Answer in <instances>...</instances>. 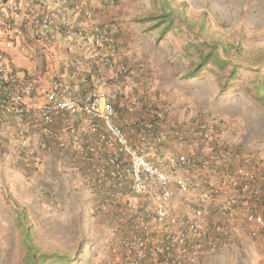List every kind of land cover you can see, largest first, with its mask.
<instances>
[{"label": "built area", "instance_id": "2783aa9c", "mask_svg": "<svg viewBox=\"0 0 264 264\" xmlns=\"http://www.w3.org/2000/svg\"><path fill=\"white\" fill-rule=\"evenodd\" d=\"M51 1L34 0L37 9L25 26L51 47L78 41L93 51L90 61H65L86 91L78 94L57 77L41 88L34 74L12 70L0 50V141L14 147L29 171L44 173L57 155L85 173L100 191L99 211L130 226L116 241L117 264H212L222 245L242 233L264 250V153L221 142L225 126L213 118L169 121V108L143 91L128 100L141 112L133 141L117 123L118 108L130 84L144 88L150 80L146 64L124 62L109 25H82L81 17L94 18L87 0H55L59 10L70 7L68 16ZM16 15L12 1L0 0L7 46L19 34ZM97 69L109 73L111 87L97 88ZM171 140L176 150L167 148ZM177 195L185 201L179 219L171 217Z\"/></svg>", "mask_w": 264, "mask_h": 264}, {"label": "rangeland", "instance_id": "374dc122", "mask_svg": "<svg viewBox=\"0 0 264 264\" xmlns=\"http://www.w3.org/2000/svg\"><path fill=\"white\" fill-rule=\"evenodd\" d=\"M171 1L196 23L193 34L176 18L172 23L170 18L140 21L161 13L154 7L124 18L123 30L113 25L115 20L104 22L114 30L127 65L142 61L150 73L145 89L129 83L133 88L118 110L117 123L136 138L134 123L141 112L128 100L143 91L155 105L169 108V121L213 118L225 126L221 142L264 153V108L256 95L264 88V0ZM202 21L205 30L197 35ZM214 43H220L221 57L240 65L239 78L229 81L232 65L225 68L215 61L190 75L209 52L206 44ZM175 145L171 140L167 148L176 150ZM18 158L12 145L0 141V264H26L23 234L29 224L42 252L69 254L75 258L70 264H117L116 241L130 226L99 211L100 191L85 173L57 155L44 173L29 172ZM184 202L177 195L171 217L181 218ZM212 264H264L263 246L244 233L235 235Z\"/></svg>", "mask_w": 264, "mask_h": 264}, {"label": "crops", "instance_id": "0c3cea01", "mask_svg": "<svg viewBox=\"0 0 264 264\" xmlns=\"http://www.w3.org/2000/svg\"><path fill=\"white\" fill-rule=\"evenodd\" d=\"M8 1H12L14 6L16 8L18 7L16 21L19 24V34L16 36L12 45L7 46L6 38L0 35V50H5L7 55H9L8 64L10 68L19 72L21 75L34 74L33 77L37 76L41 88L50 86L57 77L58 80L67 84L78 94H83L86 91V88L81 80L74 75L73 69L65 67V61H90L93 59V51L78 41H74L69 45H63L60 48L51 47L50 45L41 42L38 38L33 37L28 32L24 22L26 18L37 9V4L34 0ZM87 1V3L94 8V18L89 19L81 17L82 25H89L93 22L104 23L109 20H115L117 22L113 25L116 26V28L121 26L122 30L124 29V25L121 24L124 18L137 16L136 14L140 11L149 12L153 7L159 10L161 6L159 0ZM50 6L53 10H56L62 15L68 16L71 14L70 7H63L61 10L57 9V3L55 0L50 2ZM123 48L126 49L127 47L123 46ZM121 56L124 59L125 53H123V51ZM125 63L127 64L128 62L126 61ZM94 73V82L98 86L97 88L105 89L112 86L113 83L108 75L109 73L99 69L94 70ZM129 88L131 89L132 87L129 86ZM129 93L128 90V94ZM143 199L144 198H138V200L135 201H137L138 204H141Z\"/></svg>", "mask_w": 264, "mask_h": 264}, {"label": "trees", "instance_id": "16d2710c", "mask_svg": "<svg viewBox=\"0 0 264 264\" xmlns=\"http://www.w3.org/2000/svg\"><path fill=\"white\" fill-rule=\"evenodd\" d=\"M160 11L161 13L156 16H145L140 18V21H155L160 19V21L165 22L166 19L170 18V23L176 18L181 23L182 27L187 30L188 33L193 34L194 29L196 27V23L191 21L187 14L184 13L181 7L172 4L171 0H162L160 3ZM161 22V23H162ZM159 23V22H158ZM157 23V24H158ZM155 24V25H157ZM200 30H205V23L202 21L199 26V31L197 35H199ZM198 37V36H197ZM206 43V42H203ZM220 44V43H219ZM219 44H206L209 47V52L198 62L196 68L190 71V75H195L198 71L202 70L206 67L210 62L215 61L219 63L222 67H228L232 65V70L229 73L228 80L237 79L240 77V65L234 64L229 57H221L219 53ZM258 100L262 103V107L264 108V88L259 89L256 92ZM133 141L135 138L131 137ZM24 220H27L26 215H23ZM33 225L29 224L27 226L26 231H24V244L27 248V256H26V264H70L74 262V257L65 253H58L56 251L53 252H42L39 249L38 244L35 242L36 234L32 231ZM81 253L80 251L78 252Z\"/></svg>", "mask_w": 264, "mask_h": 264}, {"label": "clouds", "instance_id": "9594fccd", "mask_svg": "<svg viewBox=\"0 0 264 264\" xmlns=\"http://www.w3.org/2000/svg\"><path fill=\"white\" fill-rule=\"evenodd\" d=\"M129 102H130V100H129ZM120 108V107H119ZM119 108H118V110H119ZM134 125H136L137 126V124H136V122L134 123ZM132 137V136H131ZM136 139V138H135ZM29 171V170H28ZM30 172V171H29Z\"/></svg>", "mask_w": 264, "mask_h": 264}]
</instances>
